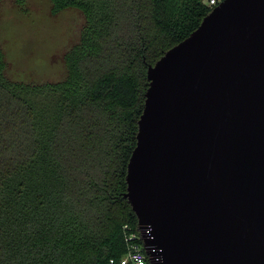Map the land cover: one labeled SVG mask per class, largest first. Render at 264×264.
Segmentation results:
<instances>
[{
	"label": "trees",
	"instance_id": "obj_1",
	"mask_svg": "<svg viewBox=\"0 0 264 264\" xmlns=\"http://www.w3.org/2000/svg\"><path fill=\"white\" fill-rule=\"evenodd\" d=\"M50 1L53 14L84 16L63 79H10L0 44V264H121L134 246L145 253L125 194L148 68L213 8L204 0Z\"/></svg>",
	"mask_w": 264,
	"mask_h": 264
},
{
	"label": "water",
	"instance_id": "obj_2",
	"mask_svg": "<svg viewBox=\"0 0 264 264\" xmlns=\"http://www.w3.org/2000/svg\"><path fill=\"white\" fill-rule=\"evenodd\" d=\"M125 197L150 264H264V0H222L148 68Z\"/></svg>",
	"mask_w": 264,
	"mask_h": 264
},
{
	"label": "rangeland",
	"instance_id": "obj_3",
	"mask_svg": "<svg viewBox=\"0 0 264 264\" xmlns=\"http://www.w3.org/2000/svg\"><path fill=\"white\" fill-rule=\"evenodd\" d=\"M83 25L80 11L53 14L50 0H25L21 8L13 0H4L0 4V44L10 79L31 84L63 79L65 55L79 41Z\"/></svg>",
	"mask_w": 264,
	"mask_h": 264
},
{
	"label": "built area",
	"instance_id": "obj_4",
	"mask_svg": "<svg viewBox=\"0 0 264 264\" xmlns=\"http://www.w3.org/2000/svg\"><path fill=\"white\" fill-rule=\"evenodd\" d=\"M221 1L222 0H208L207 5L214 9L216 6H218L221 3ZM111 263H114V260H112ZM120 263L121 264H150L146 252L144 253L138 246H134L129 251V253L123 257Z\"/></svg>",
	"mask_w": 264,
	"mask_h": 264
}]
</instances>
